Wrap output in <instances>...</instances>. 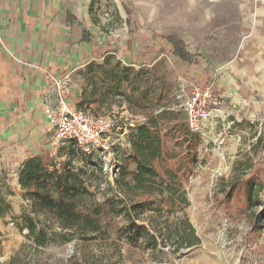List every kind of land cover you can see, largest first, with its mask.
<instances>
[{
    "label": "rangeland",
    "instance_id": "obj_1",
    "mask_svg": "<svg viewBox=\"0 0 264 264\" xmlns=\"http://www.w3.org/2000/svg\"><path fill=\"white\" fill-rule=\"evenodd\" d=\"M249 5L248 0L221 5L219 11L226 16L199 34L203 53L209 49L213 57L239 58L242 65L230 84L237 103L228 98L226 85L217 77L210 83L221 107L196 132L187 126L179 83L171 81L173 73L164 65L137 69L95 64L71 76L76 91L101 98L102 105L94 106L96 112L114 119L106 152L107 160L118 161L120 173L115 177L109 161L85 156L68 142H58L55 152L37 158L41 169L37 183L23 187L19 180L18 187L7 172L0 171V264H264V229L252 232L251 209L242 191L229 197L222 188L224 180L234 178L236 162L252 163L246 178L255 175L264 182V2ZM188 24L184 32L190 35L198 26ZM169 35L186 43L183 33H165ZM87 106V102L78 104L80 109ZM142 125L151 126L161 141V156L154 161L160 174L157 182L171 183L177 192L173 198L167 192L135 197L125 187L133 183L137 171L133 142ZM192 138L199 140L196 149L190 147ZM191 155L194 160L189 164ZM181 161L193 173L179 172ZM167 171L177 176L173 179ZM58 178L61 192L68 187L76 191L78 209L94 216L99 232L83 235L63 230L52 216L34 213L36 191L44 195V188L58 186ZM135 200L141 217L135 230L139 241L132 243L128 237L132 230L121 211ZM254 204L252 210L264 220V196ZM29 218L35 220L33 232ZM187 223L200 244L179 249L176 230Z\"/></svg>",
    "mask_w": 264,
    "mask_h": 264
},
{
    "label": "crops",
    "instance_id": "obj_2",
    "mask_svg": "<svg viewBox=\"0 0 264 264\" xmlns=\"http://www.w3.org/2000/svg\"><path fill=\"white\" fill-rule=\"evenodd\" d=\"M236 1L0 0V171L19 187L28 161L56 151L58 142L45 115L46 108L57 104L56 80L71 83L74 73L95 64L137 69L164 65L179 87L220 77L228 98L237 103L230 84L242 65L239 58L213 57L209 49L203 53L199 36L204 27L209 31L212 22L226 16L219 11L221 5ZM248 1L252 6L256 0ZM126 8L132 13L130 22ZM189 21L198 26L190 35L184 32ZM166 32L184 34L193 61L174 56ZM75 86L70 84L68 102L80 109L84 90L76 91ZM89 96L85 92L89 106L81 110L102 115L95 110L101 98Z\"/></svg>",
    "mask_w": 264,
    "mask_h": 264
},
{
    "label": "trees",
    "instance_id": "obj_3",
    "mask_svg": "<svg viewBox=\"0 0 264 264\" xmlns=\"http://www.w3.org/2000/svg\"><path fill=\"white\" fill-rule=\"evenodd\" d=\"M127 11L130 16V22L132 13L129 9ZM166 39L172 44L175 57L185 62H191L194 60L193 55L190 53L186 43L182 39L174 35H169ZM82 97V103H84L85 91L83 92ZM153 123L155 122H151L150 124L152 125ZM135 139L136 141L133 142L134 147L136 148L134 162L137 165V171L134 174L133 183L125 184V187L135 193V197L152 196L157 193L164 196L165 192H167L169 194L168 198H173L177 192L173 189L171 183L165 184L164 182L163 184H158L157 182L160 174L154 166V161L161 156L162 150L160 139L154 137L151 126L147 125H142L138 128ZM198 141V139L192 138L190 140V147L196 149ZM259 144H261V140ZM84 155L88 156L86 154ZM89 157L98 158L96 155ZM247 157L250 158V154H247ZM193 160L194 158L191 155L189 164H192ZM37 161V158L30 160L21 169L19 180L23 187H26L34 182L37 183L39 180L41 169ZM116 162L118 172L115 174V177L118 176L121 170L118 161ZM252 168L253 164L250 162L246 164L236 162L233 166L235 174L234 178L229 181L224 180L222 188L224 191L228 190V192L225 193L229 197H233L240 191L243 192L244 197L246 198V203L251 209L250 219L252 232H261L262 229H264V220L256 211H253L252 209L255 207L254 202L260 200V195L264 196V182L259 180V178L255 175L250 178H246V173ZM177 169L181 173H193V169L189 168L188 164L184 161L179 163ZM167 174L172 176L173 179L177 176V174L172 171H167ZM60 180L61 178H58V186H55V188H44V195L40 194L39 190L36 191L33 200L34 213H44L52 216L63 230H73L83 235L99 232L100 225L94 216L88 212L80 211L78 209V205L76 203L78 195L76 191L70 187L64 189L62 192L60 191ZM55 196H57L58 199H55ZM183 201H186L184 197ZM139 208V202L135 200L131 201L130 204L124 207L121 211L128 223L127 228H129L130 231L132 230V232H129L128 234L132 243L139 241V238H137L139 237V234L138 232H135L138 228L136 221L140 220L141 217ZM97 214L98 210H95V215ZM0 215H2L1 210ZM27 225L31 232L36 229L35 220L33 218H29L27 220ZM176 235L179 249L184 247L190 248L200 244V239L196 235V232L191 224L187 223L183 230L177 229ZM150 238L153 242L155 241L153 237ZM75 263L77 264V262ZM67 264H72V262H68Z\"/></svg>",
    "mask_w": 264,
    "mask_h": 264
},
{
    "label": "built area",
    "instance_id": "obj_4",
    "mask_svg": "<svg viewBox=\"0 0 264 264\" xmlns=\"http://www.w3.org/2000/svg\"><path fill=\"white\" fill-rule=\"evenodd\" d=\"M58 87L57 104L45 109V115L55 133L57 142L73 144L80 152L88 156H98L109 161L110 173L118 172L116 160H107L109 150L107 137L115 127L110 115H96L91 110L73 108L68 99L71 93L70 80H56ZM213 84L192 83L179 87L178 98L187 115V126L190 131L200 129L202 122L211 112L221 107L216 97ZM145 121V119H143Z\"/></svg>",
    "mask_w": 264,
    "mask_h": 264
}]
</instances>
